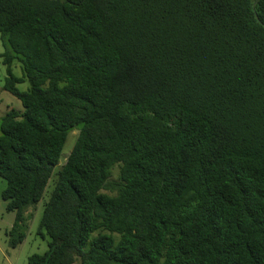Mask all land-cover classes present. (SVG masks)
<instances>
[{"label": "trees", "instance_id": "16d2710c", "mask_svg": "<svg viewBox=\"0 0 264 264\" xmlns=\"http://www.w3.org/2000/svg\"><path fill=\"white\" fill-rule=\"evenodd\" d=\"M0 35L29 264H264V0H0Z\"/></svg>", "mask_w": 264, "mask_h": 264}, {"label": "rangeland", "instance_id": "374dc122", "mask_svg": "<svg viewBox=\"0 0 264 264\" xmlns=\"http://www.w3.org/2000/svg\"><path fill=\"white\" fill-rule=\"evenodd\" d=\"M4 51L2 37L0 35V53ZM13 73L17 77L23 76V68L19 61L13 64ZM8 76L7 67L0 58V117L3 116L8 110L12 108L23 109L21 101L5 89V81ZM18 88L22 91H27L30 83L26 80L17 84ZM78 132L73 131L65 145L64 153H69L75 143V138ZM118 170L115 168L113 171V180L117 179ZM6 186V182L0 177V264H29L28 257L34 253H44L49 248L50 238L48 235L39 233V223L44 209V203L50 197V190H48L43 200L35 207H31L27 214L29 220L26 227L23 229L25 239L18 245H13L11 242L12 235L8 231L14 225L15 214L6 210V203L2 197V192ZM4 202V203H3ZM3 203V204H2Z\"/></svg>", "mask_w": 264, "mask_h": 264}, {"label": "crops", "instance_id": "0c3cea01", "mask_svg": "<svg viewBox=\"0 0 264 264\" xmlns=\"http://www.w3.org/2000/svg\"><path fill=\"white\" fill-rule=\"evenodd\" d=\"M1 188H2V187H1ZM1 188H0V189H1ZM3 203H4V202H3ZM3 203H2V204H3ZM2 213H3V210H2V211H0V215H1ZM14 214H15V213H14Z\"/></svg>", "mask_w": 264, "mask_h": 264}]
</instances>
